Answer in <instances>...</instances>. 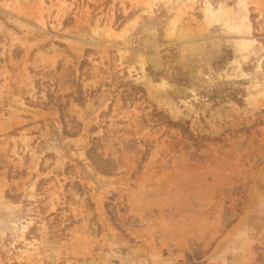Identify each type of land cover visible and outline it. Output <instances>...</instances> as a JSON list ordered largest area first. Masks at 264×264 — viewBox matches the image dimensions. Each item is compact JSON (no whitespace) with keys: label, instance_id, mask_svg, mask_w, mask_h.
Instances as JSON below:
<instances>
[{"label":"rangeland","instance_id":"rangeland-1","mask_svg":"<svg viewBox=\"0 0 264 264\" xmlns=\"http://www.w3.org/2000/svg\"><path fill=\"white\" fill-rule=\"evenodd\" d=\"M0 264H264V0H0Z\"/></svg>","mask_w":264,"mask_h":264},{"label":"trees","instance_id":"trees-1","mask_svg":"<svg viewBox=\"0 0 264 264\" xmlns=\"http://www.w3.org/2000/svg\"><path fill=\"white\" fill-rule=\"evenodd\" d=\"M217 91H213L212 93L205 94L207 99H214L216 97Z\"/></svg>","mask_w":264,"mask_h":264}]
</instances>
